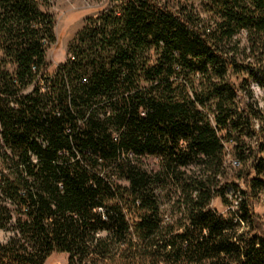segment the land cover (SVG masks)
I'll use <instances>...</instances> for the list:
<instances>
[{
  "label": "trees",
  "instance_id": "obj_1",
  "mask_svg": "<svg viewBox=\"0 0 264 264\" xmlns=\"http://www.w3.org/2000/svg\"><path fill=\"white\" fill-rule=\"evenodd\" d=\"M52 1L0 0V264H264V0H106L54 70Z\"/></svg>",
  "mask_w": 264,
  "mask_h": 264
},
{
  "label": "rangeland",
  "instance_id": "obj_2",
  "mask_svg": "<svg viewBox=\"0 0 264 264\" xmlns=\"http://www.w3.org/2000/svg\"><path fill=\"white\" fill-rule=\"evenodd\" d=\"M106 6V0H53L49 11L55 16L56 26L55 33L57 42L52 46L47 53L48 60L51 64L52 70L56 69L57 65L64 62L69 57L70 45L77 34V32L85 26L87 17L95 15ZM259 76V75H258ZM252 80V85L258 96L261 105L264 109V87L261 85L259 79ZM227 163L230 168H237L239 163L234 156L227 157ZM228 179L240 185L241 189H245V181L236 178L232 174V170ZM235 191L231 189V194ZM239 192L236 193L238 195ZM233 196L236 198L237 196ZM261 200L257 205V211L261 217L264 218V194L260 197ZM213 206L221 212H227L228 208L222 203L220 198H217ZM10 234L9 230H0V242L4 241ZM69 254L65 252H54L51 254L45 264H68Z\"/></svg>",
  "mask_w": 264,
  "mask_h": 264
}]
</instances>
